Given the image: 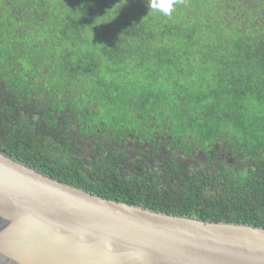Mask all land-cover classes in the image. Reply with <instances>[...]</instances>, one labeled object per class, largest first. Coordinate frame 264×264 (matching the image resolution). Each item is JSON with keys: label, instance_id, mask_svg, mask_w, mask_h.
Returning <instances> with one entry per match:
<instances>
[{"label": "trees", "instance_id": "16d2710c", "mask_svg": "<svg viewBox=\"0 0 264 264\" xmlns=\"http://www.w3.org/2000/svg\"><path fill=\"white\" fill-rule=\"evenodd\" d=\"M0 151L106 198L264 227V0L171 17L0 0Z\"/></svg>", "mask_w": 264, "mask_h": 264}, {"label": "water", "instance_id": "95a60500", "mask_svg": "<svg viewBox=\"0 0 264 264\" xmlns=\"http://www.w3.org/2000/svg\"><path fill=\"white\" fill-rule=\"evenodd\" d=\"M0 264H264V227L106 198L0 151Z\"/></svg>", "mask_w": 264, "mask_h": 264}, {"label": "clouds", "instance_id": "9594fccd", "mask_svg": "<svg viewBox=\"0 0 264 264\" xmlns=\"http://www.w3.org/2000/svg\"><path fill=\"white\" fill-rule=\"evenodd\" d=\"M178 0H147V6L153 10L171 17Z\"/></svg>", "mask_w": 264, "mask_h": 264}, {"label": "flooded vegetation", "instance_id": "af4514ba", "mask_svg": "<svg viewBox=\"0 0 264 264\" xmlns=\"http://www.w3.org/2000/svg\"><path fill=\"white\" fill-rule=\"evenodd\" d=\"M131 165H133V164H131ZM140 165H142V164H140Z\"/></svg>", "mask_w": 264, "mask_h": 264}]
</instances>
